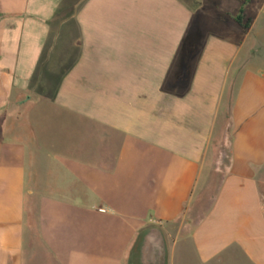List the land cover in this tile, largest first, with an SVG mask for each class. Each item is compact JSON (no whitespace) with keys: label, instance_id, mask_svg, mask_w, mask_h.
<instances>
[{"label":"crops","instance_id":"obj_1","mask_svg":"<svg viewBox=\"0 0 264 264\" xmlns=\"http://www.w3.org/2000/svg\"><path fill=\"white\" fill-rule=\"evenodd\" d=\"M264 264V0H0V264Z\"/></svg>","mask_w":264,"mask_h":264},{"label":"water","instance_id":"obj_2","mask_svg":"<svg viewBox=\"0 0 264 264\" xmlns=\"http://www.w3.org/2000/svg\"><path fill=\"white\" fill-rule=\"evenodd\" d=\"M144 243L149 249L152 263L164 264V246L162 236L157 228H150L144 232Z\"/></svg>","mask_w":264,"mask_h":264}]
</instances>
